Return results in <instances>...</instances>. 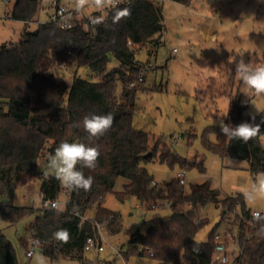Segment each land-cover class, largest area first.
<instances>
[{
	"label": "trees",
	"instance_id": "trees-1",
	"mask_svg": "<svg viewBox=\"0 0 264 264\" xmlns=\"http://www.w3.org/2000/svg\"><path fill=\"white\" fill-rule=\"evenodd\" d=\"M162 3L134 0L115 8L100 20L96 33H91L80 24L63 29L50 22L30 29L29 25L38 17L39 0L14 1L7 17L23 21L25 28L18 41L0 46V213L10 224L33 213L34 208L13 204L12 195L18 187L36 179H40L43 201L59 199L66 191V211L58 213L54 208H43L31 225L32 236L51 257L58 251L80 264H93L86 256L85 246L88 238L98 232L96 221L110 235L119 234L123 228L121 214L104 205L109 194H115L122 202L135 197L146 209L167 202L171 213L148 219L146 230H137L130 238L128 251L171 264H221L219 257H215L217 226L208 241L196 239L209 221L201 218V212L208 203L221 205L223 216L240 206L241 212L236 215L239 253L233 262L225 264H264V235L259 234L264 213L257 221L246 207L245 194L221 199L209 179L192 184L190 192L185 191L178 178L159 185L143 165L157 157L161 140L152 143L147 132L133 126L138 92L146 77L138 65L137 55L143 48L157 47L162 42L165 30ZM124 9L130 15L116 19L117 13ZM112 59L117 61V66L110 68ZM62 63L71 69L75 67L70 85L57 74L56 67ZM80 68H86L98 79L84 78L79 74ZM119 83L122 90L118 95ZM245 110L239 97L230 95L225 123L236 126L250 120ZM108 113L114 117L112 127L102 136L90 138L83 128L84 116ZM262 115L264 110L256 117L257 123L261 122ZM261 131L264 133V124ZM212 135L215 142L211 140ZM62 141L98 149L100 155L95 169L77 165L85 176L94 178L89 191L63 188L51 171L37 170L38 161L54 153ZM203 142L211 152L246 160L253 175L264 174V141L259 137L247 144L229 141L219 126L212 125L205 129ZM164 145L158 155L160 161L179 163L185 169L198 167L205 172L200 157L184 158L173 147ZM149 151L151 155L145 156ZM119 177L128 181L122 191H115ZM89 211L95 213L94 218L83 219ZM60 229L69 233L66 242L53 235ZM226 255L229 254L226 252ZM0 264H20L12 243L1 229ZM96 264L102 263L99 260ZM106 264L112 262L106 261Z\"/></svg>",
	"mask_w": 264,
	"mask_h": 264
},
{
	"label": "rangeland",
	"instance_id": "rangeland-1",
	"mask_svg": "<svg viewBox=\"0 0 264 264\" xmlns=\"http://www.w3.org/2000/svg\"><path fill=\"white\" fill-rule=\"evenodd\" d=\"M14 1L0 0V46L5 42L18 41L25 28L24 22L7 17ZM162 7L165 30L161 44L143 48L137 55L139 61L151 65L143 72L146 77L138 92L133 126L147 132L152 143L161 140L157 157L143 165L159 185L167 184L185 170L186 192H190L192 184L209 179L221 199L247 193L246 207L251 212L264 213V192L258 191V177L261 174L253 175L246 160L221 156L207 150L203 142L207 127L219 126L221 120L226 121L227 117H223V114L229 108L230 95L239 97L246 106L245 114L248 117V113L255 109L260 113L264 110V95L246 96L243 93L244 85L235 76L233 62L243 55L246 62L264 64V0H190L188 4L166 0ZM42 17L46 20L45 15ZM36 26V23H31L29 28L34 29ZM174 49L178 51L174 52ZM115 66L117 61L112 59L109 67ZM61 68V64L56 67L57 74L60 73V79L70 85L75 67ZM79 74L84 78L98 79L86 68H80ZM121 90L122 85L119 83L118 95ZM211 140L216 141L214 135ZM164 144L173 147L184 158L203 159L205 172H201L198 167L185 169L179 163L171 165L167 161H160L158 155L164 149ZM37 170L51 171L48 158L38 161ZM127 181L119 177L115 191H122ZM67 200L68 194L63 191L59 204L66 205ZM12 202L34 208L33 213L14 224L8 223L0 213V229L12 243L20 264H80L58 251L51 257L40 245L34 247L31 257L27 255L33 237L31 225L43 212L40 179L18 187L12 195ZM104 205L121 214L123 228L119 234L110 235L101 224L100 229L107 243L104 244V251L99 253L86 251L92 263L106 260L112 264H171L128 251L132 235L137 230L144 232L148 219L170 214L169 205L159 202L156 208L146 209L135 197L122 202L113 193L106 197ZM235 210L223 216L221 205L208 203L202 209L201 218L209 221L196 235L197 241L206 242L217 226V230L224 232L221 238L229 254V262H233L239 253L236 241L239 219L236 215L241 212V207ZM85 216L93 219L95 213L89 211ZM116 251L121 253L118 255ZM220 255V252L215 253L216 258Z\"/></svg>",
	"mask_w": 264,
	"mask_h": 264
},
{
	"label": "clouds",
	"instance_id": "clouds-1",
	"mask_svg": "<svg viewBox=\"0 0 264 264\" xmlns=\"http://www.w3.org/2000/svg\"><path fill=\"white\" fill-rule=\"evenodd\" d=\"M85 2L86 0H79L80 5ZM96 2L100 3L101 0H96ZM127 15H130V11L124 9L117 13L116 19ZM233 62H235V76L244 85L243 93L246 96L250 94L264 95V64L254 65L252 62H246L243 55L240 56L239 60L235 58ZM259 114L261 113L257 109L254 112H249L250 120L241 122L236 126L221 120L219 123L220 131L229 141L240 140L247 144L250 140L257 137L264 141V133L261 131V124H264V115H262L261 122L257 123L256 117ZM227 116L228 110L223 114V117ZM113 121L114 117L111 113L106 115L90 114L84 116L82 124L89 137L94 138L102 136L108 131L112 127ZM99 155L100 153L96 147H89L79 142L62 141L55 148L54 153L48 156V168L63 188L87 192L91 189L94 178L91 175L85 176L84 172L77 168V165L89 170L95 169ZM258 185V191L264 192V174L258 177ZM53 208L58 213L66 211L65 204H54ZM254 218L257 221L261 220L259 215ZM259 234L264 235V224L260 225ZM53 235L56 239L65 242L69 238V233L66 229H60Z\"/></svg>",
	"mask_w": 264,
	"mask_h": 264
},
{
	"label": "built area",
	"instance_id": "built-area-1",
	"mask_svg": "<svg viewBox=\"0 0 264 264\" xmlns=\"http://www.w3.org/2000/svg\"><path fill=\"white\" fill-rule=\"evenodd\" d=\"M134 0H101L100 3H97L96 0H86L83 5L79 4V0H39V11L37 19L32 22L36 24H43V23H57L63 29H70L77 24L82 25L85 29L90 31L91 33H96L97 25L100 20L105 19L110 11L115 8L129 5ZM160 2H164L166 0H159ZM43 15H45L46 20H43ZM131 42L129 41V44ZM177 49H174V52H177ZM140 66L141 72H145L150 66V63H143L141 61L138 62ZM61 69H65L66 65L61 64ZM134 84L131 83V86ZM175 138V140H177ZM177 178L179 179L181 184L186 183V171H181ZM66 192V191H65ZM42 196V193L40 192ZM59 199L55 200H44L43 201V208H53L54 204H58ZM164 205H168L167 202H163ZM154 207H156L154 205ZM236 211V210H235ZM261 212L254 211L252 212V216L255 217L256 215L260 216ZM83 219H90L87 216L83 215ZM92 219V218H91ZM96 226L98 228V232L93 236L89 237L85 246L86 251H94V252H101L104 251L105 246L104 244L107 243L106 238L101 231V223L96 221ZM224 232L219 230L216 231L215 237L218 241L216 250L220 252L221 255L219 257V262L221 264H225L227 262V255H226V247L222 241L221 235ZM30 246L27 250V255L31 257L34 253V247L36 245H40V242L36 238L30 239ZM119 255L121 251H116ZM102 264H106V260H100ZM97 262L93 263L96 264Z\"/></svg>",
	"mask_w": 264,
	"mask_h": 264
},
{
	"label": "water",
	"instance_id": "water-1",
	"mask_svg": "<svg viewBox=\"0 0 264 264\" xmlns=\"http://www.w3.org/2000/svg\"><path fill=\"white\" fill-rule=\"evenodd\" d=\"M151 151H149L145 156H150L151 155Z\"/></svg>",
	"mask_w": 264,
	"mask_h": 264
},
{
	"label": "crops",
	"instance_id": "crops-1",
	"mask_svg": "<svg viewBox=\"0 0 264 264\" xmlns=\"http://www.w3.org/2000/svg\"><path fill=\"white\" fill-rule=\"evenodd\" d=\"M23 22V21H22ZM25 24V23H24ZM1 196H2V193L0 192Z\"/></svg>",
	"mask_w": 264,
	"mask_h": 264
}]
</instances>
